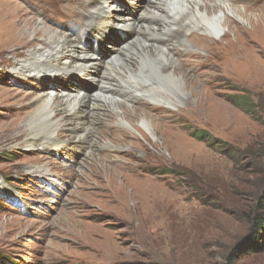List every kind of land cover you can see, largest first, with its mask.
Listing matches in <instances>:
<instances>
[{"label": "rangeland", "instance_id": "obj_1", "mask_svg": "<svg viewBox=\"0 0 264 264\" xmlns=\"http://www.w3.org/2000/svg\"><path fill=\"white\" fill-rule=\"evenodd\" d=\"M9 1L39 11L52 27L71 23L75 33L84 31L79 17L60 15L84 10L82 0ZM242 1L264 15V0ZM3 10L0 25H12V13ZM233 22L243 29L228 37L224 27L217 37L232 41L230 54L225 42L199 38L189 40L197 56H179L192 87L161 91L174 103L164 105L167 111L177 115L152 133L134 124L115 148L103 138V120L113 122L106 132L122 126L100 112L89 125L98 131V143L87 144L91 157L80 144L64 152L26 140L45 128L32 115V99L43 87L79 84L91 91L95 83L77 72L25 79L11 64L26 50L0 48V264H264V226L252 239L254 216L264 223L257 206L264 158L254 155L264 153V24ZM119 30L108 28L112 43L102 52L112 51ZM137 85L133 93L146 97ZM238 97L249 100L244 110L232 102ZM69 127L59 128L62 139Z\"/></svg>", "mask_w": 264, "mask_h": 264}, {"label": "bare ground", "instance_id": "obj_2", "mask_svg": "<svg viewBox=\"0 0 264 264\" xmlns=\"http://www.w3.org/2000/svg\"><path fill=\"white\" fill-rule=\"evenodd\" d=\"M82 1L85 3V11L78 9L77 14V11L75 13V10L70 9L60 13L79 17L84 31L78 33H75V27L71 23L52 27L45 16L47 22L40 16L39 11L36 10L40 15L30 12L27 7H20V2L11 7V1H0V7L13 15L12 25H0V48L14 44L26 50L24 55L17 53V60L11 64V70L17 71V75L22 74L25 79L37 80L42 76L59 78L61 75L77 72L95 83L91 91L79 84L65 86L57 83L60 86L43 87L41 92L35 94L32 99L33 119L43 120L45 128L28 136L26 142L29 145L42 148L48 146L68 152L71 146L80 144L87 149L86 156H90L92 149L87 144L93 140L95 142L92 144L98 143L95 137L98 131L97 125L95 129L89 125L98 121L104 111L112 114L116 119L114 123L122 126V129L116 128L119 132H106L113 122L103 120V123L107 122V128L103 130L102 137L115 148L126 142L124 137L128 133L125 130L135 129L134 124H141L149 132L158 131V128L165 125V118L177 115V110L167 111L164 105L172 106L174 103L165 98L161 91L168 92L171 88L177 90L182 83L187 87L193 85L186 83V71L183 67L185 56L191 58L193 53L197 54L190 52L195 49L189 44V40L195 42L199 38L216 39L224 27H227V33L224 34L229 37L231 33L243 29L233 19L247 22L255 20L259 26L264 24L263 13L249 12L251 9L244 6L242 0H144L143 3L138 0ZM239 2H242L241 5ZM124 5L127 6L126 12L120 14L118 7L123 8ZM22 14L29 17L21 18ZM109 19H114L113 25L108 24ZM109 27L120 30L115 35L112 51L102 52L107 43H110L107 35ZM193 29L200 33H191ZM218 40L228 45L224 50L226 54L229 53L232 41L221 37ZM224 50L222 49L223 54L220 53L222 57ZM184 52L188 55H183ZM180 55L183 60L179 58ZM106 81L110 83L106 84ZM111 82L119 87L113 86ZM135 85L142 86L141 89L147 96L134 94ZM104 92L115 95L106 96ZM202 93L203 91L196 93V98ZM121 100L128 105L121 103ZM131 101L134 105L138 101L139 105L135 106L139 107L131 105ZM197 102L198 100L193 108L197 107ZM202 107L205 108L200 102L199 108ZM151 109L159 111L155 112L157 114L147 111ZM65 124L70 127L62 139L58 131ZM114 129L115 127L112 128ZM109 137L113 140L108 139Z\"/></svg>", "mask_w": 264, "mask_h": 264}, {"label": "trees", "instance_id": "obj_3", "mask_svg": "<svg viewBox=\"0 0 264 264\" xmlns=\"http://www.w3.org/2000/svg\"><path fill=\"white\" fill-rule=\"evenodd\" d=\"M232 102L236 105H240L242 106L243 110L245 107L246 104H248L249 100L248 99H245L244 97H238V99H233ZM245 104V105H244ZM247 110V109H246ZM256 155L257 158H264V153H260V154H254ZM263 194L260 196L259 198V201H258V204L257 206L260 208V210H264V184H263ZM256 218L255 222L253 223V232H252V239L256 240V234L259 233L260 229L264 226V223H263V219L262 217H255ZM251 249V247H249Z\"/></svg>", "mask_w": 264, "mask_h": 264}]
</instances>
